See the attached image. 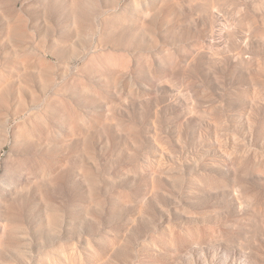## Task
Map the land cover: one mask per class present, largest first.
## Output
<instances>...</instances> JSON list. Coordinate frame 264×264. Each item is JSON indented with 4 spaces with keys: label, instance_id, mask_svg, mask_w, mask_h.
Wrapping results in <instances>:
<instances>
[{
    "label": "rangeland",
    "instance_id": "rangeland-1",
    "mask_svg": "<svg viewBox=\"0 0 264 264\" xmlns=\"http://www.w3.org/2000/svg\"><path fill=\"white\" fill-rule=\"evenodd\" d=\"M0 264H264V0H0Z\"/></svg>",
    "mask_w": 264,
    "mask_h": 264
}]
</instances>
